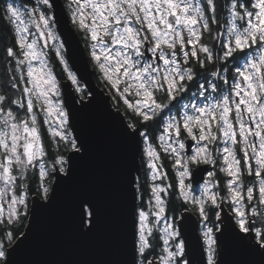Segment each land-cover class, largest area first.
<instances>
[{
	"label": "snow or ice",
	"instance_id": "snow-or-ice-1",
	"mask_svg": "<svg viewBox=\"0 0 264 264\" xmlns=\"http://www.w3.org/2000/svg\"><path fill=\"white\" fill-rule=\"evenodd\" d=\"M60 7L57 0H35L30 8L5 0L2 8L13 35L0 85V264H14L15 233L29 216L27 181L37 183L35 217L54 206L53 183L70 182L74 162L87 156V145L69 130L70 112L45 51L55 52L81 91L56 32ZM66 12L110 94L131 114L121 131L152 181L144 201L139 177L127 173L133 203L123 264H194L188 237L167 214L173 190L202 221L196 240L206 264H218L226 231L264 257V0H66ZM162 153L172 161L174 183ZM200 172L207 179H197ZM217 173L226 177L223 185ZM245 176L252 177L247 184ZM74 208L82 233L99 228L95 198L81 195Z\"/></svg>",
	"mask_w": 264,
	"mask_h": 264
},
{
	"label": "water",
	"instance_id": "water-1",
	"mask_svg": "<svg viewBox=\"0 0 264 264\" xmlns=\"http://www.w3.org/2000/svg\"><path fill=\"white\" fill-rule=\"evenodd\" d=\"M57 3L62 7L56 10V30L64 44L65 58L83 82L87 95L81 96L67 78L60 80L61 91L65 108L70 112L72 136L83 141L88 151L83 160L74 162L70 182L53 183L57 198L52 208L33 217L32 210L39 197L30 196L29 216L22 233L16 237L19 247L11 259L14 264H123L127 255L122 238L127 212L133 203L126 176L129 171L133 178L140 174V155L122 134L120 125L129 122L127 117L121 109L117 110L110 95L94 78L88 54L70 22L64 0ZM72 155L67 152L65 156ZM202 168L211 170L208 165ZM200 175L206 179L204 172L197 179ZM81 195L95 198L101 210L100 226L91 234L80 231L75 215V201ZM222 207L224 224L234 223L227 206ZM200 222L195 213L182 209L176 219L177 227L190 241L194 264H206L203 241L196 240L201 235ZM27 233L28 239L24 240ZM216 259L218 264H264V257L234 241L228 231L218 241Z\"/></svg>",
	"mask_w": 264,
	"mask_h": 264
},
{
	"label": "trees",
	"instance_id": "trees-1",
	"mask_svg": "<svg viewBox=\"0 0 264 264\" xmlns=\"http://www.w3.org/2000/svg\"><path fill=\"white\" fill-rule=\"evenodd\" d=\"M4 1L5 0H0V85H3L6 81V73H5V69H4V64L6 63L5 61V58H4V48L6 45H10L11 42H12V31L10 29V26L8 25V22L7 20L3 19V11H2V8H3V5H4ZM22 1L23 3H31L33 0H30V1H25V0H20ZM77 33L79 34V37L81 39V41L83 42V39H82V35L80 32L77 31ZM83 45L85 47V50L88 54V50L83 42ZM48 52V59H49V62L51 64V66L53 67L56 75H57V78L59 80H64L67 78L66 76V73L63 71V66L60 65L59 63V60L58 58L55 56V52L53 50H51V48L47 51ZM88 57H89V61H90V56L88 54ZM91 63V61H90ZM91 66L93 68V74H94V78L96 80V82L110 95V98H111V101L113 103V105L116 107V108H120L123 112V106L122 104L118 105L117 104V101L113 98V95L110 94V90H109V87L106 86L105 82L102 80L101 76H100V73L93 67L92 63H91ZM86 90L83 89L81 92H79V94L81 96H86ZM125 114V112H124ZM131 114H125V116L127 117L128 119V116H130ZM41 119V122H42V117H40ZM141 130H145L143 128H141ZM149 131V134L150 136L153 135V132L151 129L148 130ZM155 135H159V132H156ZM45 139H46V142L49 143V146H50V150L51 151H55V144L54 142L51 141L50 137L47 136V133H46V126H45ZM155 143L158 145V141H155ZM62 149H63V146H61ZM68 151H64V155H66ZM162 159H163V163H164V168L165 170L168 172L169 174V180L168 182H173L174 183V178H175V172L172 170V167H171V164H172V161L170 159H168L166 156H164V154L162 153ZM217 176L218 178L220 179L221 181V185H223V182L226 180V177L224 176L223 173H217ZM139 177V182H140V185H141V191L144 193V201H147V199L149 198V195H150V192H149V186L150 184L152 183V181L150 180V177L148 175V170L145 166V163H144V157L142 155H140V174L137 176ZM248 177V176H245V178ZM28 185H29V198L32 194H36V192L34 191L35 187L37 186V183L35 180H29L27 181ZM224 192L221 191V195H223ZM167 199L169 200V206H168V209H167V214H168V217L170 218H174L175 221L176 219L179 217V214H180V210H185L186 208L190 209L191 206L190 205H185L183 204V201L176 198V193H175V190H173L172 194L170 196L167 197ZM138 203H140V201H138ZM227 206V205H226ZM228 207V206H227ZM229 209V208H228ZM191 211V210H190ZM194 213V212H193ZM196 214V213H195ZM198 216V214H196ZM26 222H27V218L24 220V226L21 227L20 231L15 233L16 237L22 233L25 225H26ZM214 223H218V222H215L213 221Z\"/></svg>",
	"mask_w": 264,
	"mask_h": 264
},
{
	"label": "rangeland",
	"instance_id": "rangeland-1",
	"mask_svg": "<svg viewBox=\"0 0 264 264\" xmlns=\"http://www.w3.org/2000/svg\"><path fill=\"white\" fill-rule=\"evenodd\" d=\"M28 1H30V0H28ZM27 1V2H28ZM11 2H13L14 4H16L17 6H26V7H32L33 5H34V3H35V0H33L31 3H23L22 1H20V0H11ZM64 3H65V6H66V0H64ZM4 4H5V1H4ZM34 30V29H33ZM56 32H57V30H56ZM57 35H58V39L61 41V38H60V36H59V34H58V32H57ZM50 49V48H49ZM49 49H46L45 51H48ZM63 52H64V49H63ZM64 55H65V53H64ZM73 71V70H72ZM74 72V71H73ZM75 73V72H74ZM66 76H67V73H66ZM59 80V79H58ZM79 80V79H78ZM59 82H60V80H59ZM74 86V85H73ZM79 86H80V88H81V91L83 90V89H85V86H84V84H83V82L82 81H80L79 80ZM74 88H76V86H74ZM81 91H79V92H81ZM62 92V91H61ZM87 92V91H86ZM86 95H87V93H86ZM173 112H175V110H173ZM43 119V118H42ZM69 130H70V128H69ZM71 131V130H70ZM190 154V153H189ZM206 179H207V176H206ZM244 180H245V184H247L250 180H252V177H246V178H244ZM157 183H159V181H157ZM201 185H202V183H201ZM191 192H192V195H195V196H199L200 195V192H201V187L200 186H194L193 185V189L191 190ZM29 204H30V200H29ZM169 219H172V218H170L169 217ZM175 223H176V221H175ZM201 224H202V221L200 222V231H202V229H201ZM177 225V224H176ZM257 226H259V225H257Z\"/></svg>",
	"mask_w": 264,
	"mask_h": 264
},
{
	"label": "flooded vegetation",
	"instance_id": "flooded-vegetation-1",
	"mask_svg": "<svg viewBox=\"0 0 264 264\" xmlns=\"http://www.w3.org/2000/svg\"><path fill=\"white\" fill-rule=\"evenodd\" d=\"M228 208V207H227Z\"/></svg>",
	"mask_w": 264,
	"mask_h": 264
}]
</instances>
